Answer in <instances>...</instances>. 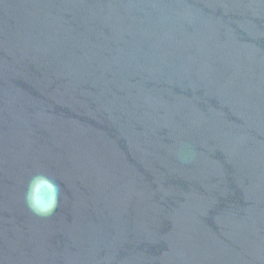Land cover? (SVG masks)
I'll return each instance as SVG.
<instances>
[{
	"label": "water",
	"instance_id": "1",
	"mask_svg": "<svg viewBox=\"0 0 264 264\" xmlns=\"http://www.w3.org/2000/svg\"><path fill=\"white\" fill-rule=\"evenodd\" d=\"M0 264H264V0H0Z\"/></svg>",
	"mask_w": 264,
	"mask_h": 264
},
{
	"label": "clouds",
	"instance_id": "2",
	"mask_svg": "<svg viewBox=\"0 0 264 264\" xmlns=\"http://www.w3.org/2000/svg\"><path fill=\"white\" fill-rule=\"evenodd\" d=\"M197 155L194 146L183 141L179 142L175 150V158L185 165L193 163ZM60 197V184L42 173H37L28 181L24 202L34 216L48 218L56 212Z\"/></svg>",
	"mask_w": 264,
	"mask_h": 264
}]
</instances>
